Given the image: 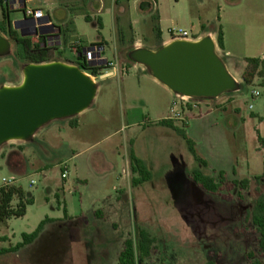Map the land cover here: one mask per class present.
Segmentation results:
<instances>
[{
    "label": "rangeland",
    "instance_id": "obj_1",
    "mask_svg": "<svg viewBox=\"0 0 264 264\" xmlns=\"http://www.w3.org/2000/svg\"><path fill=\"white\" fill-rule=\"evenodd\" d=\"M97 3L95 12L87 5L73 16L78 34L86 39L82 50L105 39L107 57L113 60L116 24L122 30L119 58L129 63L134 43L157 50L156 14L164 40L171 38L172 30L197 39L203 33L217 36L221 29L227 50L223 53L216 41V52L239 89L204 100L192 112L185 108L186 128L172 121L195 144L204 167L194 160L181 134L161 124L180 110L178 106L172 112L175 94L136 63L130 62L129 72L119 67L104 79L101 72L95 77L96 97L76 117L77 126H70L68 119L42 128L24 144L23 161L8 164L0 156V188L7 186L5 180H15L13 185L34 201L24 217L0 223V239L5 240L0 249H14L23 235L49 220L34 242L2 255L0 264H118L125 240L136 245L137 227L156 240L144 264H250L249 252L264 264L255 228L245 222L247 210L264 195V83L258 75L250 85L242 78L248 59L264 61V0H156V5L142 7L124 0L128 14L121 23H116L118 8L112 0H101L100 12ZM10 18L21 19L22 12H10ZM50 47L51 62L77 66L71 46L54 42ZM23 66L11 42V54L0 58V87L19 85ZM19 144L8 143L1 150ZM131 150L150 175L138 187L132 185L138 176L128 167ZM195 171L217 182L218 174L225 172L226 189L216 195L205 192L191 179ZM244 179L250 181L245 203L232 184Z\"/></svg>",
    "mask_w": 264,
    "mask_h": 264
},
{
    "label": "water",
    "instance_id": "obj_2",
    "mask_svg": "<svg viewBox=\"0 0 264 264\" xmlns=\"http://www.w3.org/2000/svg\"><path fill=\"white\" fill-rule=\"evenodd\" d=\"M26 22L34 20L23 17L12 24L21 37L52 34L48 28L25 32ZM216 49L212 37L206 36L194 42L173 41L156 51L134 49L128 57L176 96L208 101L239 89ZM10 54V38L0 33V58ZM98 57L99 65L109 73V61L102 58V50ZM22 75L19 85L0 87V150L8 143L32 141L39 130L55 121L79 116L91 107L98 90V83L78 66L59 61L26 64Z\"/></svg>",
    "mask_w": 264,
    "mask_h": 264
},
{
    "label": "trees",
    "instance_id": "obj_3",
    "mask_svg": "<svg viewBox=\"0 0 264 264\" xmlns=\"http://www.w3.org/2000/svg\"><path fill=\"white\" fill-rule=\"evenodd\" d=\"M4 0H0V10L3 12V20L0 22V33L10 38V41L15 43L16 45V56L19 60L26 64H45L51 62L50 51L51 47L47 44L48 35H40L38 36V41L33 42L30 37H21L17 31H14L11 27L9 28L6 25V19H8L7 14L9 13L7 8L3 7ZM85 20L87 22H92L90 18L86 17ZM98 24L101 29V23L98 21ZM153 31L158 40V49L163 47V42L161 40L162 33L159 25V16L156 14L153 16ZM66 36V35H65ZM216 41L218 48L221 51H224V34L220 29L217 32ZM66 43V39L64 40V44ZM92 47H100V45H91ZM80 46L77 49L79 57L76 58L77 66L83 70L85 73L98 77L102 71V67H92L89 66L86 62H84L85 57L83 56L84 49H81ZM133 51V50H131ZM129 51V53L131 52ZM128 53V54H129ZM128 60L131 61L128 57ZM259 76L261 79L264 78V61L260 59H248L247 60V69L243 74V81L245 84L250 85L253 83L256 76ZM1 84V86H3ZM207 101V100H206ZM188 111H193L190 106H187ZM70 126H76V117L70 119ZM171 119H167L161 122L162 125L168 126L172 128L175 132L180 133L194 160L204 167L206 163L201 160L195 150V144L188 139L187 135L184 131L176 128ZM182 126L186 128L189 124V120L186 122H180ZM130 169L133 175H137L138 178H133L132 185L133 187L141 186L149 180V172L145 168L143 162L137 158L135 153L131 150L130 154ZM219 181L217 182L214 178L205 176L198 171H195L191 174L192 181L200 187L202 190L209 194H220L226 189L227 178L225 172H220L218 174ZM260 179V178H256ZM233 186L237 189V198L239 201L245 203L246 198L244 196V192L248 190L250 181L247 179L241 181H233ZM23 189L18 188L14 185L3 186L0 188V223H4L5 221L11 218H22L26 215L27 207L34 204L33 198L29 197ZM16 203L15 206L13 204ZM96 215L98 217L102 216L101 212H97ZM49 222V220H45L41 223L36 232L30 235H23L22 244L16 246L12 250L0 249V257L8 252L20 250V248L31 244L35 241V239L39 236L40 232L44 228V226ZM245 222L248 224H252L255 228V233L258 235V248L261 256L264 257V195L260 196L252 209L247 210L245 216ZM5 241L4 239H0V243ZM156 240L153 238L150 233H148L145 229L140 227L136 228V245L132 239L125 240L123 244V249L118 256V264H137L139 261L140 264H144L146 260H148L155 250ZM16 249V250H15ZM255 254L253 252H249L247 254V260L250 264H263L262 261H255Z\"/></svg>",
    "mask_w": 264,
    "mask_h": 264
},
{
    "label": "crops",
    "instance_id": "obj_4",
    "mask_svg": "<svg viewBox=\"0 0 264 264\" xmlns=\"http://www.w3.org/2000/svg\"><path fill=\"white\" fill-rule=\"evenodd\" d=\"M123 1L124 0H112V2H114V5L116 8H118V13H116V23L117 20H119V22L121 23V20L123 18V15L126 17V15L128 14V11L125 12V7L126 5H123ZM135 4H140V7L143 6V3H147V2H142L139 0H134ZM97 0H24L23 3V9L22 10H16V11H12L9 10V13L7 14L8 19L11 20L10 18V12H22L23 17H25L24 14V8H30L34 11H38V10H42L44 12L45 15H47L48 19L50 20V22L52 23L53 26H55V36L56 39L58 40V45L59 46H71L72 47V52L71 55H74L76 58L79 57L77 49L82 45L83 42H86L83 36L78 34L77 28L74 24L73 21V16L74 14L78 13L80 11V9H82L83 7H86L87 5L90 7V9L92 11H94L93 8H97ZM99 5H101V0H99ZM4 8H6L3 5ZM46 8V9H44ZM102 5L100 8H98V12L102 11ZM95 12V11H94ZM58 13V15H57ZM125 13V14H124ZM90 18L92 21V17L89 15H86L84 18ZM28 18V17H27ZM23 19V18H21ZM21 19H15L11 22V28L14 31H17L13 28V22L21 20ZM33 19L32 17L28 18ZM3 20V12L2 10H0V22ZM101 21V20H100ZM128 23V28L130 29V31L133 32V25L132 23L129 21ZM8 24V25H7ZM6 25L9 27V21L6 19ZM23 29V28H22ZM18 34L20 35V31H17ZM120 33L122 34V30L120 25L116 24V43L114 42V47L116 48V52L114 54V59L111 60L107 57L106 54V49L108 48V43L107 41H105V39H102L100 41H96V42H92L90 44L91 45H100V48L102 50V58H105L109 61V63H112V68L110 70L109 73H106L107 75L110 76H114L116 71L119 72V67H121L120 70L123 71H128L131 70L133 68L132 64L129 62H127V58L123 57V59L119 58V51H118V41L120 39L119 35ZM3 35V34H2ZM66 35V36H65ZM5 36V35H3ZM206 36H211L212 39L216 42V36L211 34V35H207V33H203V35H198V38L195 39V41H199L202 38L206 37ZM7 37V36H5ZM123 37V35H122ZM66 39V43L64 44V40ZM161 40L163 42V46L168 45L171 43V39L168 40H164L163 37H161ZM75 42H79L80 46H75ZM142 46L134 43V45L131 47V50L134 49H139ZM146 49H150V50H155L153 48H146ZM129 50V51H131ZM227 50V44H226V40H225V36H224V51L223 53H225ZM156 51V50H155ZM230 54V53H229ZM263 83H264V78H263ZM166 91H169L167 88ZM164 90L165 93H167L166 95H169L171 97L172 94H168V92H166ZM169 93H171L169 91ZM167 120V119H166ZM77 126V123H76ZM12 143H20L17 147L14 148H7V149H2L0 150V156L6 159V162L8 164H12L13 162L16 161H23V157H22V153H23V149H24V144L23 142H12ZM23 143V144H22ZM128 167L130 168V161L128 162ZM128 168V169H129Z\"/></svg>",
    "mask_w": 264,
    "mask_h": 264
},
{
    "label": "built area",
    "instance_id": "obj_5",
    "mask_svg": "<svg viewBox=\"0 0 264 264\" xmlns=\"http://www.w3.org/2000/svg\"><path fill=\"white\" fill-rule=\"evenodd\" d=\"M142 2H147L150 3L151 5H156V0H139ZM23 3L24 0H4V6L12 11H16V10H22L23 9ZM24 14L25 17L29 18L32 17L34 20V23L32 22H26L23 26V30L25 32H33L34 30L37 29H42V28H48L49 30L52 31L51 35L48 38L47 44L49 46H51L54 42L58 43V40L56 39L55 36V28H52L53 25L50 22V20L48 19L47 15L44 14V12L42 10H38V11H34L30 8H24ZM48 20V21H46ZM170 35H171V42L173 41H188V42H194L195 39L193 38V36H190L188 32L186 31H176V30H172L170 31ZM75 46H80L79 42H75ZM101 48L100 47H92L89 48L87 50H84L83 52V56L85 57L84 62H86L87 64H89V66H91L92 64H96V67H102L99 65L100 63V58L98 57V54L100 53ZM112 63L108 64V67L112 68ZM104 69V67H102ZM102 69V73H107L104 72V70ZM87 74V73H86ZM88 76L92 77V79L95 81V77L87 74ZM260 94L258 92L255 93V97H259ZM204 100H196V99H189V98H185V97H180L177 96L176 97V102L174 101L173 104V108H172V112H174V108L178 107L180 108V110L175 114V117L172 118L171 120H175L178 122H186L188 119V117L185 115V108L188 110L187 106H190L193 109H198L199 105L201 104V102ZM66 173L62 174V178L66 179ZM15 180H9V181H4V185H13Z\"/></svg>",
    "mask_w": 264,
    "mask_h": 264
}]
</instances>
